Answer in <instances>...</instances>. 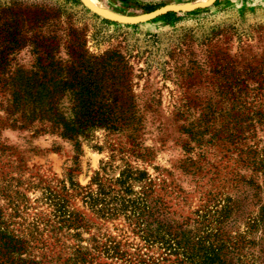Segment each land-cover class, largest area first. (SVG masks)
Here are the masks:
<instances>
[{
	"label": "rangeland",
	"instance_id": "374dc122",
	"mask_svg": "<svg viewBox=\"0 0 264 264\" xmlns=\"http://www.w3.org/2000/svg\"><path fill=\"white\" fill-rule=\"evenodd\" d=\"M0 46H12L8 73L44 46L64 64L74 51L110 57L105 90L132 116L80 135L77 150L47 124L23 126L0 73V231L19 241L13 257L264 264V0H0Z\"/></svg>",
	"mask_w": 264,
	"mask_h": 264
},
{
	"label": "trees",
	"instance_id": "16d2710c",
	"mask_svg": "<svg viewBox=\"0 0 264 264\" xmlns=\"http://www.w3.org/2000/svg\"><path fill=\"white\" fill-rule=\"evenodd\" d=\"M145 8L152 10L154 6ZM11 49L12 46H0V73L5 75L2 82L9 91L11 110L19 113L23 126L36 120L47 124L49 130L73 140L79 150L80 135L95 128L117 130L132 119L130 114L116 110L113 93L105 90V85H115L114 81L107 83V79L117 76V67L110 57L96 62L85 50L74 51L71 62L64 64L55 58L52 47L44 46L45 51L30 70L8 73L7 51ZM64 97L70 105L68 113L59 105ZM18 245L15 237L0 231V264H26L20 257L12 256L19 252ZM207 258L211 264L219 262L215 255Z\"/></svg>",
	"mask_w": 264,
	"mask_h": 264
},
{
	"label": "water",
	"instance_id": "95a60500",
	"mask_svg": "<svg viewBox=\"0 0 264 264\" xmlns=\"http://www.w3.org/2000/svg\"><path fill=\"white\" fill-rule=\"evenodd\" d=\"M210 2L211 1L197 2V3H194L190 6H177L175 8L171 7V6H162L160 8H157L153 11L148 12L146 14V17L150 16V15H155V14H158L161 12H168V11H175V10L184 11V10H189V9H195V8L203 7L207 4H209ZM97 13L104 18H107L109 20H113L115 22L124 23V24H126V23H137V22H140L144 19V18H136V17H121V16H116V15H110V14L103 13L101 11H97Z\"/></svg>",
	"mask_w": 264,
	"mask_h": 264
},
{
	"label": "bare ground",
	"instance_id": "6f19581e",
	"mask_svg": "<svg viewBox=\"0 0 264 264\" xmlns=\"http://www.w3.org/2000/svg\"><path fill=\"white\" fill-rule=\"evenodd\" d=\"M91 2H92V0H91Z\"/></svg>",
	"mask_w": 264,
	"mask_h": 264
}]
</instances>
